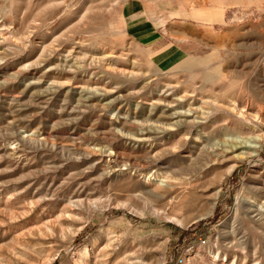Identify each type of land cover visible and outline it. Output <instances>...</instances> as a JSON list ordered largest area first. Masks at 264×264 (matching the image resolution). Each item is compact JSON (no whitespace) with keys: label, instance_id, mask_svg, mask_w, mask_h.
<instances>
[{"label":"rangeland","instance_id":"rangeland-1","mask_svg":"<svg viewBox=\"0 0 264 264\" xmlns=\"http://www.w3.org/2000/svg\"><path fill=\"white\" fill-rule=\"evenodd\" d=\"M0 264H264V0H0Z\"/></svg>","mask_w":264,"mask_h":264},{"label":"crops","instance_id":"crops-1","mask_svg":"<svg viewBox=\"0 0 264 264\" xmlns=\"http://www.w3.org/2000/svg\"><path fill=\"white\" fill-rule=\"evenodd\" d=\"M182 26L173 27L165 24L157 26L153 25L148 18L143 17L129 25V32L137 36L151 51V61L161 64L183 53L182 43L188 42L189 35Z\"/></svg>","mask_w":264,"mask_h":264},{"label":"bare ground","instance_id":"bare-ground-1","mask_svg":"<svg viewBox=\"0 0 264 264\" xmlns=\"http://www.w3.org/2000/svg\"><path fill=\"white\" fill-rule=\"evenodd\" d=\"M147 180H148V179H147ZM153 182H154V181H153ZM143 183H144V182H143ZM148 183H150V181H149ZM145 184H146V183H145ZM159 185H160V184H159ZM159 185H158V186H159ZM84 249H85V248H84ZM84 249H83V250H84ZM82 252H83V251H82ZM82 254H87V250H85ZM81 260H82V259H81Z\"/></svg>","mask_w":264,"mask_h":264}]
</instances>
